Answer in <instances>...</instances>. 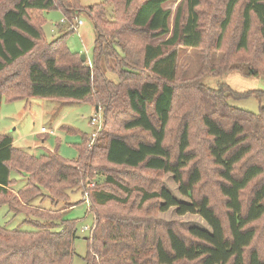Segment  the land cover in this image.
<instances>
[{"label": "trees", "instance_id": "1", "mask_svg": "<svg viewBox=\"0 0 264 264\" xmlns=\"http://www.w3.org/2000/svg\"><path fill=\"white\" fill-rule=\"evenodd\" d=\"M173 1L104 0L85 8L81 0H4L0 81L5 73L6 78L0 82V107L2 101L34 98L90 103L104 113L102 133L109 130L100 154L96 144L87 148L84 135L75 161L46 148L31 154L0 135V204L27 217L36 230L0 227V264H73L74 223L62 210L36 203L49 198L58 207L77 191L87 194L94 219L85 239V264H264V254L253 246L254 225L264 219V107L253 114L231 106L238 93L226 84L211 88L208 74L179 80V48L206 44L199 12L204 1L184 0L172 36L156 44L171 32V13L164 6ZM240 6L238 49L249 51L257 22L264 57V0H227L216 47L221 48ZM50 11L62 12L69 25L89 14L97 31L91 65L63 38L48 43L42 15ZM224 67L222 75L242 71ZM213 69L212 75L218 73ZM249 75L264 77V70L250 65ZM258 92L253 98L262 100L264 91ZM173 121L179 124L175 149L168 144ZM121 131H139L146 138L134 143ZM200 134L207 140L204 160L219 178L224 218L208 196H196L206 175L193 145ZM137 170L171 174L190 202L178 201L166 188L149 190ZM13 172L26 179L18 193ZM172 208L180 216H200L209 230L177 229L156 217Z\"/></svg>", "mask_w": 264, "mask_h": 264}, {"label": "rangeland", "instance_id": "2", "mask_svg": "<svg viewBox=\"0 0 264 264\" xmlns=\"http://www.w3.org/2000/svg\"><path fill=\"white\" fill-rule=\"evenodd\" d=\"M203 1L204 4L199 12L202 18L201 29L205 35L206 44L204 43L201 48L196 50L184 47L179 48L178 78L179 80H191L194 77H202L208 74L206 83L211 88L226 84L238 93L234 99H230L229 104L231 106L258 114L260 109L264 107V97H260L262 100L253 97L261 95L258 91H264V77L250 76L249 67L252 65L259 72L264 70V57L260 55L261 41L257 33L259 25L254 22L249 51L238 49L244 9V6H240L236 10L221 48L217 49V36L221 22L224 19L227 0ZM183 2L184 0H176L165 4L164 8L171 13V32L167 37L156 40V44L172 36L175 17ZM81 3L83 7L87 8L104 3V0H81ZM5 8L4 0H0V16ZM42 16L44 20L42 29L48 43L63 38L73 53H77L80 56L85 55L87 57L86 63L88 62L91 65L97 31L89 14L83 12L79 15L74 23L77 26L78 21H82L83 25H78L75 32L70 31V25L64 22L65 18L60 11L44 12ZM225 64L235 68L241 67L242 71H234L222 75V71L226 68L224 67ZM212 68H214L213 73H218L212 75L210 72ZM14 71H9V73ZM5 78L6 73L0 82L2 83ZM95 117L103 119L104 113L100 109L99 112H96V108L90 103L40 98H34L30 101H16L11 104L3 101L0 107V134L11 135L16 148L28 151L31 154H38L40 152L38 148L45 146L51 151H56L64 159L75 161L81 153L79 147L82 144L83 136L88 135L90 138L93 133L94 127L91 125V119ZM178 125L176 121H173L168 140L169 146L173 149L176 146ZM42 128H46L49 131L53 130V134L42 133ZM108 130V127H106L99 139H97L101 141L99 143L95 142L97 154H100L101 148L107 144L105 135ZM121 132L125 135H131L134 143L146 138V134L139 131L135 133ZM89 142L90 140L88 144ZM193 145L200 155L202 165H204L203 169L206 173L202 185L196 192V196H208L216 212L224 218L226 214L225 199L218 191L219 178L216 176L215 167L205 161L203 156L204 149L207 146V140L204 135L196 136L193 139ZM84 149L87 150L86 147ZM117 170L125 171L122 168ZM135 173L147 180L144 185L149 190L157 191L160 188H166L178 201L190 202L179 194V186L175 184L171 174L146 170H137ZM124 178L126 179L127 177L124 176ZM12 180L14 181L13 189L16 193L26 186V179L15 172L12 173ZM36 204L46 210H62L64 219L74 223L77 235L74 243L76 254L73 264H85L84 257L87 253V241L85 239L90 237L89 231L94 226V219L88 213L89 198L87 194H83L82 191L72 193L69 200L59 202L58 207L53 206L49 198L42 203L37 202ZM156 217L163 222L173 224L177 229L198 227L209 230L207 223L200 216L194 214L180 216L175 208H172L167 213L158 214ZM0 227L8 230L21 229L23 232L36 231L33 223L27 217L24 215L15 216L5 204H0ZM254 227L257 232V238L253 246L264 254V219L255 224ZM84 228L89 229V231L83 232Z\"/></svg>", "mask_w": 264, "mask_h": 264}, {"label": "built area", "instance_id": "3", "mask_svg": "<svg viewBox=\"0 0 264 264\" xmlns=\"http://www.w3.org/2000/svg\"><path fill=\"white\" fill-rule=\"evenodd\" d=\"M64 22L66 23L65 20H64ZM78 25L79 26L83 25L82 21H78ZM77 26L75 25V23L71 24L70 28H69L70 31H72V32L77 31V28H78ZM91 125L94 127V130H93L92 135L89 138V140H90V142L88 144L89 149H91L94 146L95 142L97 141V139L99 138L100 134L103 131V125H104L103 119L101 117L92 118L91 119ZM42 133H44V134L52 133L53 134V131H49L46 128H43ZM82 231L87 232V231H89V229L84 228Z\"/></svg>", "mask_w": 264, "mask_h": 264}, {"label": "crops", "instance_id": "4", "mask_svg": "<svg viewBox=\"0 0 264 264\" xmlns=\"http://www.w3.org/2000/svg\"><path fill=\"white\" fill-rule=\"evenodd\" d=\"M30 100H33V99H29V100H23V101H30ZM3 102V101H2ZM16 102V101H15ZM6 103H8V102H6ZM13 103V102H12ZM8 104H11V103H8ZM43 129V128H42ZM53 131V130H52ZM0 135H2V134H0ZM3 136H10V137H12L11 135H3ZM13 138V137H12ZM13 146L16 148V146H15V144H14V139H13ZM41 148H46V149H48L47 147H45V146H41L40 148H38V149H41ZM19 149V148H18ZM48 150H50V149H48ZM51 151V150H50ZM53 152V151H52Z\"/></svg>", "mask_w": 264, "mask_h": 264}, {"label": "water", "instance_id": "5", "mask_svg": "<svg viewBox=\"0 0 264 264\" xmlns=\"http://www.w3.org/2000/svg\"><path fill=\"white\" fill-rule=\"evenodd\" d=\"M81 60H82L83 63H86L87 57L85 55H82L81 56ZM96 112H99V108L98 107L96 108Z\"/></svg>", "mask_w": 264, "mask_h": 264}]
</instances>
